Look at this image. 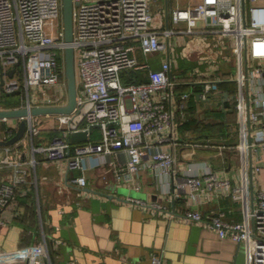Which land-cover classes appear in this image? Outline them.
Returning a JSON list of instances; mask_svg holds the SVG:
<instances>
[{"label":"built area","instance_id":"built-area-1","mask_svg":"<svg viewBox=\"0 0 264 264\" xmlns=\"http://www.w3.org/2000/svg\"><path fill=\"white\" fill-rule=\"evenodd\" d=\"M168 1L163 7L161 0H73L76 105L69 113L51 114L52 128L59 134L45 145L32 144L29 163L35 165V154L41 153L48 161H65L70 169H82V160L88 155L106 159L122 151L126 160L105 171L111 170L118 181H130L144 168L165 175L170 179L171 201L180 202V207L176 212L158 201L127 197L128 201L203 223L220 238L243 243L245 264H264V187L250 186L252 173L264 169V0ZM166 19L170 24H165ZM181 22L183 26H179ZM176 35H188L190 39L231 37L235 75L174 78L171 38ZM66 45L62 0H0V97L20 93L22 105L65 103ZM157 53L164 54L158 68H151L139 56ZM12 67L13 74L6 75ZM141 70L146 73V81L136 80ZM223 79L237 84L234 108L239 169L233 172L207 164L198 173L179 172L173 150L178 143L173 136L175 89L194 82L203 94L217 92ZM187 96H178L180 108ZM95 124L99 125V138H90V132L85 141H71L72 132L88 130ZM27 132L30 136L38 132L34 116L28 120ZM164 143L170 147L163 149ZM147 155L151 163L144 161ZM103 162L115 165L111 160ZM14 165L12 182L2 184L0 189V208L11 201L16 185L26 181L25 166L22 162ZM71 182L83 187L87 178L80 174ZM227 196L241 203L240 221L226 219L221 209L202 212L197 208L202 202ZM0 264L52 262L44 245L16 252L0 247ZM128 264H163V253L153 252L147 260Z\"/></svg>","mask_w":264,"mask_h":264},{"label":"crops","instance_id":"crops-1","mask_svg":"<svg viewBox=\"0 0 264 264\" xmlns=\"http://www.w3.org/2000/svg\"><path fill=\"white\" fill-rule=\"evenodd\" d=\"M163 7L168 0H161ZM165 24H170L169 19ZM183 26V23H179ZM171 75L180 80L199 76L232 77L236 73L234 41L231 37L190 39L188 35L171 38ZM151 68H158L164 54H139ZM9 70V69H8ZM7 75V74H6ZM3 72L0 67V82ZM146 81L141 70L137 76ZM219 90L202 93L201 86L190 82L175 89L172 107L176 115L173 145L179 172L202 171L205 165L239 169L238 119L234 108L237 84L234 80L218 82ZM188 94L184 106H178V96ZM225 94V95H224ZM5 96V95H4ZM0 97L2 106L3 97ZM23 99L19 105L23 104ZM38 132L11 145H0V189L11 183L15 163L27 169L26 181L15 187L11 201L0 208V247L8 252L47 246L52 264H128L147 260L151 253L162 252L163 264H245L243 243L220 238L217 233L195 221H186L179 214L154 211L128 201L137 197L158 201L168 210L179 211L180 202H172L169 177L144 168L130 181H118L113 172L105 171L126 160L122 151L109 157L88 155L82 169H70L65 161H48L36 153L32 165V144L45 145L59 131L52 128L51 114L34 116ZM15 119H0V139H7L17 127ZM97 128V130H95ZM101 136L94 127L90 138ZM80 142V141H76ZM225 146L219 149L218 146ZM168 149L170 145L161 146ZM6 159L8 162L2 163ZM103 160H111L110 165ZM144 161L151 163L149 155ZM84 174L85 186L71 182ZM251 175V174H250ZM252 188L264 187V169L252 173ZM33 208L34 217L30 213ZM202 212L221 209L231 221L243 217L241 203L231 196L200 203Z\"/></svg>","mask_w":264,"mask_h":264},{"label":"water","instance_id":"water-1","mask_svg":"<svg viewBox=\"0 0 264 264\" xmlns=\"http://www.w3.org/2000/svg\"><path fill=\"white\" fill-rule=\"evenodd\" d=\"M73 0H62V22L64 39L67 43L64 49V68L66 77V101L63 104H33L19 105L13 107H0V119H17V127L11 137L0 139V145H11L20 142L26 133L29 118L41 114L69 113L76 105L77 96V75L75 67L74 49L71 44L73 39V20H72ZM15 68L12 67L5 71L11 76ZM3 80V79H2ZM1 80V81H2ZM225 95V94H224ZM98 124L90 125L88 130L74 131L70 134L73 142L85 141L88 133L92 132L93 127Z\"/></svg>","mask_w":264,"mask_h":264},{"label":"trees","instance_id":"trees-1","mask_svg":"<svg viewBox=\"0 0 264 264\" xmlns=\"http://www.w3.org/2000/svg\"><path fill=\"white\" fill-rule=\"evenodd\" d=\"M136 80L140 81L139 78H137ZM3 98L4 99L1 103L3 107L18 106L22 101V97L20 93L5 95ZM34 212L35 211L33 210V208H30V213L32 214V217H34Z\"/></svg>","mask_w":264,"mask_h":264},{"label":"rangeland","instance_id":"rangeland-1","mask_svg":"<svg viewBox=\"0 0 264 264\" xmlns=\"http://www.w3.org/2000/svg\"><path fill=\"white\" fill-rule=\"evenodd\" d=\"M147 55H149L151 57L152 54H147ZM95 130H97V128H95Z\"/></svg>","mask_w":264,"mask_h":264}]
</instances>
